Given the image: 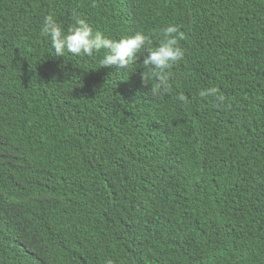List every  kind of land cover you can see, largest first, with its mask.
<instances>
[{
  "label": "trees",
  "instance_id": "1",
  "mask_svg": "<svg viewBox=\"0 0 264 264\" xmlns=\"http://www.w3.org/2000/svg\"><path fill=\"white\" fill-rule=\"evenodd\" d=\"M91 5L0 0V264H264V0ZM49 14L153 47L177 25L171 92L143 55L56 57Z\"/></svg>",
  "mask_w": 264,
  "mask_h": 264
},
{
  "label": "clouds",
  "instance_id": "2",
  "mask_svg": "<svg viewBox=\"0 0 264 264\" xmlns=\"http://www.w3.org/2000/svg\"><path fill=\"white\" fill-rule=\"evenodd\" d=\"M92 7L97 6V0H92ZM74 25L65 32L53 15L44 18V26L41 34L50 38L56 57L70 53L78 57H95L103 53L99 61L100 67L114 66L116 72L128 70L139 61L143 55V67L147 69L143 73L145 84L152 85L153 97L167 95L171 92L170 69L179 61L184 60L185 50L179 46V41L185 39V34L177 25H169L162 30L161 42L153 47V41L143 33L120 39H112L93 29L90 23L80 16L74 18ZM99 67V68H100ZM155 83H152V80ZM200 97L214 96L219 104H223L224 97L218 95L216 88L201 90ZM178 101L186 102V97L180 93Z\"/></svg>",
  "mask_w": 264,
  "mask_h": 264
}]
</instances>
